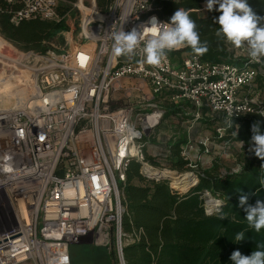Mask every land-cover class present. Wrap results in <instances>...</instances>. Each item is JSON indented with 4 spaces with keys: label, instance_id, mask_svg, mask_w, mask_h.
<instances>
[{
    "label": "built area",
    "instance_id": "2783aa9c",
    "mask_svg": "<svg viewBox=\"0 0 264 264\" xmlns=\"http://www.w3.org/2000/svg\"><path fill=\"white\" fill-rule=\"evenodd\" d=\"M4 1L17 6L14 25L58 21L59 0ZM203 2L196 12L206 11ZM68 6L66 16L76 13L77 21L65 51L39 55L9 44L12 56L4 60L28 84L23 102L0 107V241L21 232L0 243V264H70V246L82 243L114 251L117 263L125 264L123 248L134 238L121 232L117 188L126 182L129 164L137 163L147 180L167 182L178 196L199 183V172L182 175L146 160L145 142L167 110L184 103L193 110L183 108V115L194 121L222 116L228 124L251 114L264 119V109L244 91L256 70L243 47L236 54L248 60L242 65L204 62L194 53L174 61L166 53L153 66L145 62L143 44L132 56L112 53L111 33L139 30L153 16L167 24L148 0H112L105 12L95 0ZM224 132L215 127L218 139ZM190 144L188 138L180 156L195 169L198 164L187 159ZM185 178L182 189L175 181ZM197 195L207 216L219 213L218 197L208 190Z\"/></svg>",
    "mask_w": 264,
    "mask_h": 264
},
{
    "label": "trees",
    "instance_id": "16d2710c",
    "mask_svg": "<svg viewBox=\"0 0 264 264\" xmlns=\"http://www.w3.org/2000/svg\"><path fill=\"white\" fill-rule=\"evenodd\" d=\"M75 1L59 0L56 22L33 18L14 25L10 19L17 6L0 0V36L21 51L43 55L52 50L51 43L58 33L75 30L77 14L66 16L68 5ZM111 1L95 0V3L101 12H105ZM148 1L157 16L167 23L171 22V16L179 8L189 12L196 22L201 42L207 43V52L199 55L202 61L236 65L247 63V59L236 55L242 47L237 49L223 36L217 35L219 25L215 21L221 15L218 4L213 10L206 9L199 14L196 11L201 9L203 0ZM247 3L257 16L264 17V0H247ZM261 23L264 24V21ZM184 52L194 53L191 47H184L168 54L174 59ZM248 65L256 70V77L253 85L244 91L250 93L254 90L264 94V59ZM183 108L193 110L183 103L167 110L165 117L183 115ZM260 108L264 109V103L260 104ZM257 122L261 133H264V119L258 114L232 119L228 124L222 116L203 122L209 128L221 125L225 129L221 138L215 136L217 142L226 145L242 143L240 152L244 165L237 174L221 176L219 161L214 159L210 167L200 173L198 185L183 196L172 192L165 181L156 183L144 178L137 163L129 164L125 173L126 182L120 184L124 207L121 232L134 238V242L123 248L125 264H234L230 257L236 250L246 256L253 251L264 250V229L255 231L245 218V208L254 206L257 200L264 202V160L250 150L253 147L251 127ZM187 139V134L181 132L166 143L161 154L165 167L177 172L187 170V162L180 156V148ZM146 160L155 166L160 165L147 155ZM202 190L210 191L223 202L218 214L207 216L204 213L197 195ZM241 195L248 197L243 206L239 203ZM241 232L244 239L236 242L235 237ZM113 241L112 237V245ZM107 256L117 261L114 251Z\"/></svg>",
    "mask_w": 264,
    "mask_h": 264
},
{
    "label": "clouds",
    "instance_id": "9594fccd",
    "mask_svg": "<svg viewBox=\"0 0 264 264\" xmlns=\"http://www.w3.org/2000/svg\"><path fill=\"white\" fill-rule=\"evenodd\" d=\"M217 4L218 11L221 12L215 21L219 25L217 35L223 36L237 49L246 45L251 60L261 62L264 59V24L261 23L264 17L257 16L247 0H207L206 8L211 11ZM170 20V23L163 24L153 16L148 21L150 26L142 25L139 30L133 28L129 32L120 30L111 33L113 55L132 56L143 44L141 51L145 62L158 66L169 51L191 47L197 55L207 52V43L201 42L196 22L191 19L188 11L179 8ZM251 131L253 147L250 150L264 160V133H261L259 122L252 125ZM247 199L246 195H241L240 205H245ZM245 212L248 224L255 231L260 232L264 229V202L257 200L254 206L249 205L245 208ZM243 239V232L235 237L236 242ZM230 259L234 264H264V250L253 251L250 256L242 255L239 250H236L231 254Z\"/></svg>",
    "mask_w": 264,
    "mask_h": 264
},
{
    "label": "rangeland",
    "instance_id": "374dc122",
    "mask_svg": "<svg viewBox=\"0 0 264 264\" xmlns=\"http://www.w3.org/2000/svg\"><path fill=\"white\" fill-rule=\"evenodd\" d=\"M69 33L70 31L58 33L51 43L52 50L57 52L65 51L67 49L66 41L68 40ZM0 44L21 52V50L6 41L2 36H0ZM243 48L245 49V54H248L247 46L245 45ZM187 54L188 52H184L181 55L176 56L173 60L177 61L179 58H182ZM23 74L24 73L19 70L10 69L6 65L0 64V107L15 106L17 103L22 102L26 97L28 83ZM245 94L259 104L264 103V94H261L259 91L253 90L249 94L246 92ZM128 100L131 102L134 101L133 98ZM123 101L124 97L119 103L122 104ZM191 118L193 117L189 115H180L174 118L172 116H164V119H162L159 126L153 131L151 138L145 142L146 155L153 158L160 164V166L165 167V162L160 156L164 153L166 143L173 136L185 132L191 140V149L188 150L187 159L190 164L195 166L197 163L198 166H196L195 170L189 168L187 165V170L179 173L182 175H185L190 171L201 173L202 170H206L210 167L214 159H218L220 164L219 173L221 176L237 174L240 171V168L244 165V160L241 156L242 152H240L241 144L232 143L226 145V143L217 142V140H215L216 125L209 128L203 123L211 118L204 117L203 120L198 121H194ZM200 142L206 143L205 148L208 152L204 151L205 148H201L198 145ZM117 191L119 197L122 199L123 195L120 185H118ZM110 253L111 251H108L106 248L96 247L93 244H73L69 248L70 264H118L113 257L111 259L108 258L107 255Z\"/></svg>",
    "mask_w": 264,
    "mask_h": 264
},
{
    "label": "bare ground",
    "instance_id": "6f19581e",
    "mask_svg": "<svg viewBox=\"0 0 264 264\" xmlns=\"http://www.w3.org/2000/svg\"><path fill=\"white\" fill-rule=\"evenodd\" d=\"M12 52H13L12 49L6 47L5 45L0 44V64H2V65H4V63L6 64V62H4V60L6 57H9L12 54ZM18 59L16 58V60H18ZM24 100H25V98L23 99V101ZM186 177H188V176H186ZM175 182L178 184H181L180 187H182V189L185 188L186 185L188 184V182L186 181V178H185V180L181 179V180H178V182L177 181H175Z\"/></svg>",
    "mask_w": 264,
    "mask_h": 264
},
{
    "label": "water",
    "instance_id": "95a60500",
    "mask_svg": "<svg viewBox=\"0 0 264 264\" xmlns=\"http://www.w3.org/2000/svg\"><path fill=\"white\" fill-rule=\"evenodd\" d=\"M182 49H183V48H182ZM167 53H168V52H167ZM148 177L151 178V179H153V177L150 176V175H148ZM20 234H21V232L18 233V234L13 235V236H11V237H8V238H6V239H3V240L0 241V243L4 242V241H6V240H9V239H11V238H13V237H16V236H18V235H20Z\"/></svg>",
    "mask_w": 264,
    "mask_h": 264
}]
</instances>
